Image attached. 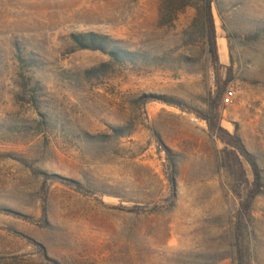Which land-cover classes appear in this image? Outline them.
Segmentation results:
<instances>
[{"label":"rangeland","instance_id":"374dc122","mask_svg":"<svg viewBox=\"0 0 264 264\" xmlns=\"http://www.w3.org/2000/svg\"><path fill=\"white\" fill-rule=\"evenodd\" d=\"M202 7L0 0V264H264V0H212L217 63Z\"/></svg>","mask_w":264,"mask_h":264},{"label":"trees","instance_id":"16d2710c","mask_svg":"<svg viewBox=\"0 0 264 264\" xmlns=\"http://www.w3.org/2000/svg\"><path fill=\"white\" fill-rule=\"evenodd\" d=\"M194 1L203 6L202 8L204 9V14L208 18V23H209L210 29L212 30L210 33L211 34V37H210L211 49H209V53H211V55L213 56V62L217 63L215 45L212 42L213 40V22H212V17H211L212 0H194ZM190 5L191 3H184L182 5V8L190 6ZM71 39H72V42L76 45L77 50L79 51L108 53L113 58L121 57L126 62H130V63L134 62L133 61L134 56L131 53L122 51L118 49L117 47H115L113 41L109 39L108 37L93 34V33H88V34L71 36ZM241 155L244 158L245 163L248 165L251 171L252 178H253V186L255 187L254 190L246 191L244 197L240 199L241 200L240 212L242 213V217L244 220L250 222V210H251L252 202L254 200V197L256 195V192L259 186V170L253 158L249 156L244 150H242ZM240 172H241L240 179L239 177L234 175V180L239 181V182L241 181L245 182L246 179L244 177V172L241 169V165H240ZM238 196L240 195L238 194ZM244 258H245V254L240 252L239 250L237 252L236 264H246L244 261Z\"/></svg>","mask_w":264,"mask_h":264},{"label":"built area","instance_id":"2783aa9c","mask_svg":"<svg viewBox=\"0 0 264 264\" xmlns=\"http://www.w3.org/2000/svg\"><path fill=\"white\" fill-rule=\"evenodd\" d=\"M232 96H233V93H231V92H227V93L224 95V99H223L222 104H223L224 106H228V105H230V104H231Z\"/></svg>","mask_w":264,"mask_h":264},{"label":"crops","instance_id":"0c3cea01","mask_svg":"<svg viewBox=\"0 0 264 264\" xmlns=\"http://www.w3.org/2000/svg\"><path fill=\"white\" fill-rule=\"evenodd\" d=\"M218 60H219V62H220L221 64L224 63V59L221 58V55H220V54L218 55Z\"/></svg>","mask_w":264,"mask_h":264}]
</instances>
